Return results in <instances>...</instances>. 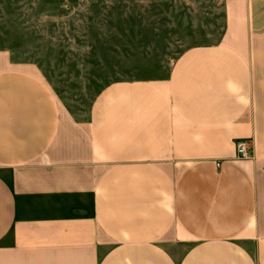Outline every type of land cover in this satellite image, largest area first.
Listing matches in <instances>:
<instances>
[{
    "label": "crops",
    "instance_id": "obj_1",
    "mask_svg": "<svg viewBox=\"0 0 264 264\" xmlns=\"http://www.w3.org/2000/svg\"><path fill=\"white\" fill-rule=\"evenodd\" d=\"M222 2L219 40L83 112L0 69V264H264V0Z\"/></svg>",
    "mask_w": 264,
    "mask_h": 264
},
{
    "label": "rangeland",
    "instance_id": "obj_2",
    "mask_svg": "<svg viewBox=\"0 0 264 264\" xmlns=\"http://www.w3.org/2000/svg\"><path fill=\"white\" fill-rule=\"evenodd\" d=\"M222 0H0V69L35 74L83 112L115 80L159 78L188 45L219 40Z\"/></svg>",
    "mask_w": 264,
    "mask_h": 264
},
{
    "label": "built area",
    "instance_id": "obj_3",
    "mask_svg": "<svg viewBox=\"0 0 264 264\" xmlns=\"http://www.w3.org/2000/svg\"><path fill=\"white\" fill-rule=\"evenodd\" d=\"M236 151L241 158H249L251 155V149L243 141L236 142Z\"/></svg>",
    "mask_w": 264,
    "mask_h": 264
}]
</instances>
